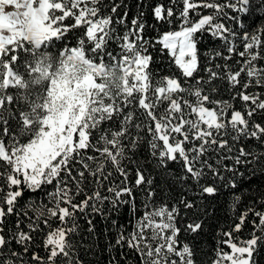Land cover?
Masks as SVG:
<instances>
[{"label": "snow or ice", "instance_id": "6c2138e0", "mask_svg": "<svg viewBox=\"0 0 264 264\" xmlns=\"http://www.w3.org/2000/svg\"><path fill=\"white\" fill-rule=\"evenodd\" d=\"M0 264H264V0H0Z\"/></svg>", "mask_w": 264, "mask_h": 264}, {"label": "trees", "instance_id": "16d2710c", "mask_svg": "<svg viewBox=\"0 0 264 264\" xmlns=\"http://www.w3.org/2000/svg\"><path fill=\"white\" fill-rule=\"evenodd\" d=\"M72 43H74V41H72Z\"/></svg>", "mask_w": 264, "mask_h": 264}]
</instances>
